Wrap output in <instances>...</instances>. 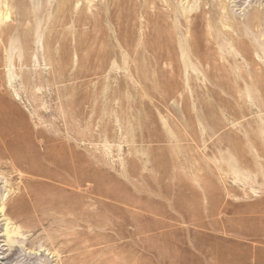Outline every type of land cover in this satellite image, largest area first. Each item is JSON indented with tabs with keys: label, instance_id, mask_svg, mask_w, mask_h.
Masks as SVG:
<instances>
[{
	"label": "rangeland",
	"instance_id": "374dc122",
	"mask_svg": "<svg viewBox=\"0 0 264 264\" xmlns=\"http://www.w3.org/2000/svg\"><path fill=\"white\" fill-rule=\"evenodd\" d=\"M50 1L28 47L14 15L0 39V264H264V78L208 83L190 19L147 17L165 0H70L55 32Z\"/></svg>",
	"mask_w": 264,
	"mask_h": 264
},
{
	"label": "bare ground",
	"instance_id": "6f19581e",
	"mask_svg": "<svg viewBox=\"0 0 264 264\" xmlns=\"http://www.w3.org/2000/svg\"><path fill=\"white\" fill-rule=\"evenodd\" d=\"M14 1L15 0L0 1V39H2V41L5 39V28L13 26L9 19H11L10 15H14L18 24L14 26V28L16 27L17 33H15L12 39L16 37V41L21 42V39L19 40L18 38H22L25 42L24 46L28 47L31 43V39H34L36 32L39 30L38 34L41 33L42 27L40 22L42 15L46 10H49L48 3L51 5L52 1L20 0L16 2V4H18L16 7L19 11L16 7V10L13 11L12 9L15 6ZM106 2L107 0L101 2L104 8H106ZM164 2L166 3L165 10L160 11L154 8L151 12L146 14L147 17L162 15L164 27L166 26L168 30L172 29V31H170L171 35H173L174 26L168 19L175 17L190 19L189 22L187 21L184 23L188 29L191 27V35L194 36L190 46V53L195 60L196 69H199L200 72L212 73L214 70H221V68H224L227 72V74L225 73L227 76L226 80L213 82L207 80L208 83L221 84L225 82L233 86V88L242 86L247 87L248 85L251 87H259L264 78V65L254 56V53L258 54L264 49V41L258 37L264 34V16H262L259 10H252L250 14L245 13L244 18L238 20L230 19L229 16H227V12L225 11V0H213L206 9L203 7V3H197V0H195L193 5L187 8L181 6L180 10L176 9L170 0H165ZM56 6L61 13L60 16L53 18L50 22L49 26L51 28L53 27L52 30H54V32L56 28H61L65 25L68 13L70 11L72 12L70 0H57ZM216 6L219 7L216 8ZM106 10L107 12L104 13L105 18L102 17L101 20L111 24L114 22L113 13L116 10V6L110 3L109 8L107 7ZM192 11L193 13H191ZM90 15H92V12ZM217 16L219 17V27L215 22ZM86 17H89V15L86 14ZM261 26H263V28H260ZM62 34L64 36L63 38H66L67 33L63 32ZM171 35L164 33L163 38H166V40L170 42ZM53 36L57 38L56 35ZM228 45L232 48H229ZM152 50L155 52V49ZM158 53L162 56L161 50H159ZM234 97L238 98L237 96ZM52 155L61 156L63 154L60 150L55 151ZM5 183L6 182H3L1 188H6L5 191L7 194L13 192L11 186H6ZM2 209L3 205L2 202H0V210Z\"/></svg>",
	"mask_w": 264,
	"mask_h": 264
}]
</instances>
